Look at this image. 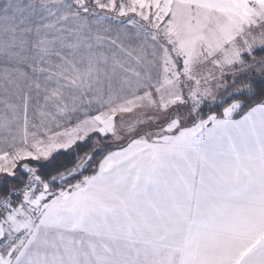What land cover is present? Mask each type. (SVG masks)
Wrapping results in <instances>:
<instances>
[{
  "label": "snow or ice",
  "instance_id": "6c2138e0",
  "mask_svg": "<svg viewBox=\"0 0 264 264\" xmlns=\"http://www.w3.org/2000/svg\"><path fill=\"white\" fill-rule=\"evenodd\" d=\"M0 104V264H264V0H0Z\"/></svg>",
  "mask_w": 264,
  "mask_h": 264
},
{
  "label": "trees",
  "instance_id": "16d2710c",
  "mask_svg": "<svg viewBox=\"0 0 264 264\" xmlns=\"http://www.w3.org/2000/svg\"><path fill=\"white\" fill-rule=\"evenodd\" d=\"M212 111H219V109L218 108H214V109H211ZM204 111L205 112H208L209 111V108H205L204 109ZM95 139V138H94ZM100 157H97V160L99 159ZM87 174H90V173H85V175H87Z\"/></svg>",
  "mask_w": 264,
  "mask_h": 264
},
{
  "label": "crops",
  "instance_id": "0c3cea01",
  "mask_svg": "<svg viewBox=\"0 0 264 264\" xmlns=\"http://www.w3.org/2000/svg\"><path fill=\"white\" fill-rule=\"evenodd\" d=\"M4 112H5L4 107H3L2 104H0V116H3L4 115Z\"/></svg>",
  "mask_w": 264,
  "mask_h": 264
},
{
  "label": "rangeland",
  "instance_id": "374dc122",
  "mask_svg": "<svg viewBox=\"0 0 264 264\" xmlns=\"http://www.w3.org/2000/svg\"><path fill=\"white\" fill-rule=\"evenodd\" d=\"M100 34L102 35V34H103V32L101 31V33H100ZM205 108H208V106L206 105V106H205Z\"/></svg>",
  "mask_w": 264,
  "mask_h": 264
}]
</instances>
